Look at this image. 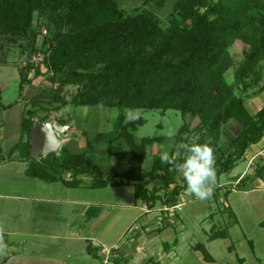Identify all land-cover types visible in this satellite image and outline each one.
I'll list each match as a JSON object with an SVG mask.
<instances>
[{
    "label": "trees",
    "instance_id": "1",
    "mask_svg": "<svg viewBox=\"0 0 264 264\" xmlns=\"http://www.w3.org/2000/svg\"><path fill=\"white\" fill-rule=\"evenodd\" d=\"M43 23L49 30L40 48L46 70L30 60L20 66L19 94L32 81L29 73L34 69L36 74L47 73L60 87L77 85L64 104L116 107L113 129L102 135L108 138L109 155L131 163L125 170L113 167L105 175L91 137L78 153L66 147L46 153L35 150V105L22 116L21 136L9 152L10 156L16 153L14 156L20 159H29L28 174L75 185L81 182L79 173L89 172L93 186L132 184L135 198L142 199L149 208L158 200L164 207H176L185 181L169 187L166 196L163 186H149L157 179L169 185L175 168L162 163L158 154L150 169L143 167L150 146L162 142L166 134L144 135L137 141L136 125L145 119L139 116L128 120L127 109H175L183 117L198 116L195 128L190 127L189 120L183 122L174 135L173 147L178 148L185 134L198 135L199 143L209 142L214 149L217 177L231 172L247 148L264 136V104L251 113L244 96L234 92L224 75L232 62L228 47L238 38L246 47L235 70V84L247 89L263 79L264 0H176L165 27L151 9L135 7L126 11L119 0H0V41L31 37L33 42L38 35L37 25ZM31 48L38 50L34 45ZM257 90H264V81ZM13 103L0 100V107ZM49 115L46 109L38 120ZM230 118L240 122L242 128L224 150L219 140ZM121 138L127 149L115 142ZM181 152L182 156L172 157L177 163L183 161L185 152ZM66 170L71 171L69 178L63 176ZM257 176L263 178L264 162L257 168ZM248 177H238L236 187L241 188ZM228 207L236 221L234 211ZM165 220L169 222L167 216ZM227 229L215 230L211 237L226 236ZM201 248L205 257L211 258L203 245Z\"/></svg>",
    "mask_w": 264,
    "mask_h": 264
},
{
    "label": "crops",
    "instance_id": "2",
    "mask_svg": "<svg viewBox=\"0 0 264 264\" xmlns=\"http://www.w3.org/2000/svg\"><path fill=\"white\" fill-rule=\"evenodd\" d=\"M0 87L2 93V85ZM19 96L12 106L3 107L7 110L16 103L23 102L19 128L5 125L3 118L0 119V231L3 234V242L7 245V254L0 256V264H161L164 250L167 256L174 251L169 238H172L174 245L180 241L176 235V226L171 229L168 226L170 223L158 225L153 220L149 221L145 214L150 210L154 211L155 207L149 208L142 199H136L132 184L110 183L102 187L93 186V175L89 172L79 173L77 177L81 182L75 185H70L61 179L45 180L28 174L29 159H20L14 156L16 153L10 156L11 148L21 136V120L27 110L25 99L21 100ZM39 122L43 123L44 131H39L33 138V148L43 153L51 150L59 151L63 147L78 153L85 148L87 137H91L87 129H83L75 139L76 133L67 131L64 126L66 122L58 121L52 114L47 119L36 121ZM56 123L63 126L60 128L61 133L56 134L51 130L52 125ZM108 131H98L96 135L106 137L102 133ZM43 136L48 140L43 141ZM91 138L97 162L105 175L113 167L119 169L116 166L117 161L124 162L128 168L131 161L109 155L108 146H106L107 161L100 160L94 138ZM263 138L264 136L247 149L264 148L263 144L259 146ZM120 144L127 149L123 143ZM104 162L108 165L103 166ZM70 175V170H66L63 174L65 178H69ZM259 179L263 182L260 186L250 187L248 190L238 189L241 190L240 193L250 195L249 198L252 200L250 203L246 202L247 205L236 206L237 202L232 204L227 200L226 205L231 206L236 221L230 223L226 236L211 237L212 233H210L204 240L190 243L193 251L199 253L197 256L200 263L233 264V260L237 259L238 264H246L249 257H252L258 264H264V258L257 255L255 249L257 242L254 238L256 233L264 237V181L263 178ZM110 186L113 187L115 195L118 188H128L131 204L127 206L114 198L101 197L99 189H109ZM234 189L235 187L231 192ZM119 208L139 210L141 212H138L139 217L144 218L142 223L138 225L137 221H129L123 228L121 227V232H118L116 223L110 219ZM234 228L241 231V235L236 238H233L232 234ZM185 229L184 225L179 228L181 232ZM127 234L124 239L123 236ZM220 239L224 241L229 239L226 244L227 255L224 254L223 259L215 253ZM242 239L247 240L249 244L251 252L249 257L238 252L237 244L244 241ZM159 240L167 244V247L164 246L158 259H155L154 251ZM201 245L205 247L211 258L205 257ZM229 256L230 258L227 259Z\"/></svg>",
    "mask_w": 264,
    "mask_h": 264
},
{
    "label": "rangeland",
    "instance_id": "3",
    "mask_svg": "<svg viewBox=\"0 0 264 264\" xmlns=\"http://www.w3.org/2000/svg\"><path fill=\"white\" fill-rule=\"evenodd\" d=\"M176 0H119L120 5L126 11H133L135 7H146L155 12L160 18V24L165 27L170 21V13L173 11L174 3ZM38 35L36 40L32 42L31 37L20 38L19 40H6L0 41V85H2V93L0 100L3 103L15 102L19 96V81H20V66L26 64L27 61L34 62L35 65H40L41 70L45 71L46 66L43 64L44 52L40 49L43 46L44 35L49 31L48 26L43 24L37 25ZM29 42V43H28ZM34 45L38 49L33 51L31 46ZM245 43L241 39H235L232 45L228 47L231 60L229 67L226 69L224 75L227 81L232 84L234 92L237 95L244 96V102L251 113H255L264 104V90L258 91L259 85L264 81V60L262 61V76L263 79L260 83L255 84L251 88L243 89L235 84V70L239 62L244 58ZM29 76L32 81L26 83L22 95L19 97L21 100L26 101L25 108L31 111L30 108H37L35 120L45 113L46 109L50 114L60 121L64 120L65 128L68 132H75L74 138L77 139L80 135V131L87 129L88 135L94 138L97 154L102 161H107L106 146L108 140L106 137L96 135L98 131H108L113 129L114 122L117 116V108L114 106H75L71 103L64 104L63 100L70 99L74 92L77 90V85L68 84L64 87H60L58 81H53L47 73L36 74L34 69L30 70ZM55 96V98H53ZM0 107V119L3 118L5 125H10L19 128L20 117L23 109V102L16 103L12 108L2 110ZM136 118L141 116L145 119L144 122L136 125L135 135L136 140L139 141L144 135H156L166 134L165 139L162 142L154 143L150 146V152L148 159L143 164V167L150 169L152 166L153 158L155 154L161 156L163 153H167L170 157L182 156L181 149L174 148V135L177 133L179 127L186 120L190 121V127L195 128L200 119L198 116L191 117L187 115L183 117L181 112L175 109H159V108H129L127 112ZM63 116V117H62ZM2 117V118H1ZM226 132L222 135L219 142L224 150L227 149L231 137L236 135L242 128L240 122L235 118H230L225 125ZM60 128H63L61 124H53L51 130L58 134L61 133ZM78 128V129H77ZM120 144L123 143L127 148L126 141L121 138L115 141ZM263 144V145H262ZM264 146V138L259 146ZM250 147L246 150L245 156L229 173H224L220 177H217V186L214 188L213 194L210 198L200 200L190 195L184 190L180 192L179 207H173L171 209H162L163 203L158 200L154 211L145 214L149 221L153 220L156 224H169L168 226H176V235H178L180 241L177 245H174L172 238H169L172 249L174 251L169 256L164 253L163 261L161 264H202L198 260V256L190 246V243L204 240L207 234L213 233L215 230L229 227L233 222V216L228 212L229 207L226 205L227 200L236 206H243L250 203V195L247 193H240L241 190L250 189V187L262 185L260 177H254L257 168L264 162V148L255 149ZM4 150V149H3ZM2 150V151H3ZM107 163L104 162L103 166ZM108 165V164H107ZM119 169H126L127 164L117 161L116 165ZM174 179L169 185L162 184L161 179L154 180L149 186H163L162 192L166 196L169 192V187L175 183L182 184L184 180L182 176L175 171ZM249 174L246 181L242 184V187H236L237 178L241 174ZM148 176V175H147ZM264 181V176H263ZM154 182H156L154 184ZM234 191L231 192L232 188ZM113 187L100 188L101 197L114 198L118 202L125 203L129 206L131 204L130 192L128 188L120 187L117 189L116 195L112 189ZM241 189V190H238ZM229 191V194H228ZM231 193V194H230ZM240 197V198H239ZM239 200V202H238ZM248 202V203H246ZM139 210L123 209L119 208L111 217V221H114L118 227V232L129 223V221H137L139 225L142 222L143 217H139ZM227 212V213H226ZM138 214V216H136ZM168 217V221H164V218ZM248 222L247 220H245ZM186 226V229L181 232L180 226ZM122 227V228H121ZM169 227V228H170ZM212 227V229H211ZM238 228V227H237ZM237 228L232 229L233 238L241 235V231ZM228 230V229H227ZM128 234L124 237V239ZM256 240L257 255L264 258V237L259 233L254 235ZM161 239V236H160ZM244 240V239H242ZM247 240L237 244L239 254H245L250 256L251 252ZM229 239L224 241L218 240L215 253L220 258H224V254L227 255L226 244ZM167 247L162 241L159 240L155 247L154 257L158 259L161 254V250ZM235 254V252H234ZM234 256V255H233ZM230 258L227 257V259ZM233 264H238L237 259L233 260ZM246 264H258L252 257H249Z\"/></svg>",
    "mask_w": 264,
    "mask_h": 264
},
{
    "label": "clouds",
    "instance_id": "4",
    "mask_svg": "<svg viewBox=\"0 0 264 264\" xmlns=\"http://www.w3.org/2000/svg\"><path fill=\"white\" fill-rule=\"evenodd\" d=\"M135 117L127 112V119ZM198 135L185 134L179 148L185 155L183 161L177 163L167 153L161 155V162L171 164L182 176L186 184V191L195 198L204 200L211 197L217 186V171L215 168L214 149L209 142L199 143ZM7 254V245L3 242V234L0 231V256Z\"/></svg>",
    "mask_w": 264,
    "mask_h": 264
},
{
    "label": "water",
    "instance_id": "5",
    "mask_svg": "<svg viewBox=\"0 0 264 264\" xmlns=\"http://www.w3.org/2000/svg\"><path fill=\"white\" fill-rule=\"evenodd\" d=\"M42 130L44 131L43 123H42V122L36 123V124L34 125V130H33V138L35 137V135H36L39 131L42 132ZM45 134H46V133H45ZM44 137H45V136L42 137V140H43V141L48 140V139H46V137H45V138H44ZM46 145H48V144L46 143Z\"/></svg>",
    "mask_w": 264,
    "mask_h": 264
},
{
    "label": "built area",
    "instance_id": "6",
    "mask_svg": "<svg viewBox=\"0 0 264 264\" xmlns=\"http://www.w3.org/2000/svg\"><path fill=\"white\" fill-rule=\"evenodd\" d=\"M173 207H175V206H170V207L165 206L164 208H165V209H171V208H173Z\"/></svg>",
    "mask_w": 264,
    "mask_h": 264
}]
</instances>
